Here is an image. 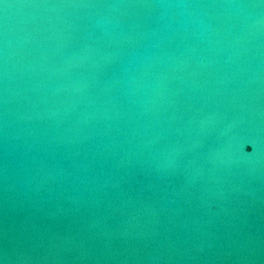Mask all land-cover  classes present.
<instances>
[{
    "label": "water",
    "instance_id": "water-1",
    "mask_svg": "<svg viewBox=\"0 0 264 264\" xmlns=\"http://www.w3.org/2000/svg\"><path fill=\"white\" fill-rule=\"evenodd\" d=\"M0 264H264V0H0Z\"/></svg>",
    "mask_w": 264,
    "mask_h": 264
}]
</instances>
